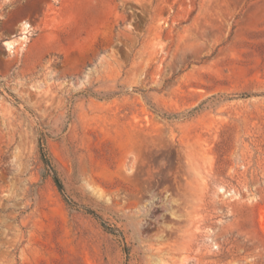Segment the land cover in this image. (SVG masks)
I'll return each mask as SVG.
<instances>
[{
  "label": "rangeland",
  "instance_id": "1",
  "mask_svg": "<svg viewBox=\"0 0 264 264\" xmlns=\"http://www.w3.org/2000/svg\"><path fill=\"white\" fill-rule=\"evenodd\" d=\"M0 264H264V0H0Z\"/></svg>",
  "mask_w": 264,
  "mask_h": 264
},
{
  "label": "trees",
  "instance_id": "2",
  "mask_svg": "<svg viewBox=\"0 0 264 264\" xmlns=\"http://www.w3.org/2000/svg\"><path fill=\"white\" fill-rule=\"evenodd\" d=\"M244 96H246V95H244ZM45 162H46L47 167L49 168V170L53 172V177H54V179H55V182L57 183L58 187L60 188V190H61V191L63 192V194H64L63 187H62V185H61L59 179L57 178L56 174L54 173V171H53V169H52V166H51L50 162H49L48 160H45Z\"/></svg>",
  "mask_w": 264,
  "mask_h": 264
},
{
  "label": "bare ground",
  "instance_id": "3",
  "mask_svg": "<svg viewBox=\"0 0 264 264\" xmlns=\"http://www.w3.org/2000/svg\"><path fill=\"white\" fill-rule=\"evenodd\" d=\"M26 38L27 36H23V37H20V39L9 41L7 42V45L9 48H13L15 45H18L21 40H25Z\"/></svg>",
  "mask_w": 264,
  "mask_h": 264
}]
</instances>
